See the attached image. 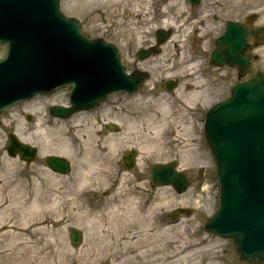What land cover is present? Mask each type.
I'll list each match as a JSON object with an SVG mask.
<instances>
[{
  "label": "rangeland",
  "instance_id": "obj_1",
  "mask_svg": "<svg viewBox=\"0 0 264 264\" xmlns=\"http://www.w3.org/2000/svg\"><path fill=\"white\" fill-rule=\"evenodd\" d=\"M148 1L62 0V10L81 21L86 35L117 44L130 66L139 46L156 42L158 28L175 31L161 53L144 61L151 75L140 93L118 92L94 110L52 120L47 107L66 102L64 89L0 114V185L10 183L0 200L13 211L5 225L0 214V264H12L15 244L4 239L11 232L22 234L19 256L29 244L48 253L45 264H255L240 259L232 239L204 227L220 191L204 122L209 108L248 77L234 67L212 65L214 41L228 20L256 14L255 23L264 24V0H203L197 7L188 0ZM253 52V65L264 70V46ZM5 53L0 45V57ZM170 79L177 81L172 92ZM11 133L38 147L35 159L8 154ZM130 149L138 151L131 169L122 159ZM51 154L71 160L72 172L61 175L47 167ZM169 161L191 180L185 193L150 186L151 167ZM176 209L191 215L164 222ZM27 214L34 223L45 221L43 231L28 232ZM72 227L84 234L78 246L70 240Z\"/></svg>",
  "mask_w": 264,
  "mask_h": 264
},
{
  "label": "water",
  "instance_id": "obj_2",
  "mask_svg": "<svg viewBox=\"0 0 264 264\" xmlns=\"http://www.w3.org/2000/svg\"><path fill=\"white\" fill-rule=\"evenodd\" d=\"M81 28L78 19L61 11L60 0H0V42L9 43L8 55L0 60V113L64 83L74 84V106L54 108L62 116L93 108L113 91L139 88L146 74L127 75L116 46L102 38H88ZM157 35L160 42L169 37L163 30ZM261 41L264 26L229 21L211 54L214 64L237 67L240 74L250 71L252 76L234 85L231 96L207 115L206 136L218 165L221 194L219 208L206 228L234 238L242 259L264 262V71L249 69L254 55L248 52ZM8 150L28 160L36 154L35 147L13 133ZM134 155H125L129 167ZM46 161L55 171L70 170L65 158L48 156ZM176 166V162L158 165L153 176L162 184L171 181L183 192L189 181ZM70 232L77 244L80 231Z\"/></svg>",
  "mask_w": 264,
  "mask_h": 264
},
{
  "label": "bare ground",
  "instance_id": "obj_3",
  "mask_svg": "<svg viewBox=\"0 0 264 264\" xmlns=\"http://www.w3.org/2000/svg\"><path fill=\"white\" fill-rule=\"evenodd\" d=\"M148 2H150V4H151V1L150 0ZM150 4H149V7H150ZM147 6H148V4H146V8H147ZM149 7H148V9H149ZM169 42H171V41H169ZM9 184L10 183H8L6 181L5 183H3V184L0 185V196H3L5 194L6 187ZM0 214L2 216L1 218L4 220L3 225L8 224L7 221L9 219H11V217L13 216L12 209L9 206H6L5 201L2 200V199L0 200ZM42 217L44 218L45 215L44 216H41V218ZM26 218L28 220V222H27L28 225H27V228L26 229L32 235H36L37 232H41L45 228L44 226L41 225L45 221L39 220V222H35L34 223L33 222L34 220L31 219L33 217H29L28 214H27ZM9 222H11V221H9ZM11 226L12 227H15L14 224H12ZM8 238H12L11 241H12V243L15 244L13 246V252H12V254H10V256L8 255L9 256V260H10V262L12 264H45L46 263V259H47L46 257L48 256V253L45 252L44 249H37V247H35V246L33 247V246H30L29 244H25V246H23V248L20 251V254H21L20 256L15 252L16 250H19L20 249V244H23V242L20 241L21 238H22V234H20L19 232H16V233L15 232L4 233V239H8ZM185 249H187V248H183V249H181V251H183ZM193 253L194 252L192 251L190 253V255L192 256Z\"/></svg>",
  "mask_w": 264,
  "mask_h": 264
},
{
  "label": "flooded vegetation",
  "instance_id": "obj_4",
  "mask_svg": "<svg viewBox=\"0 0 264 264\" xmlns=\"http://www.w3.org/2000/svg\"><path fill=\"white\" fill-rule=\"evenodd\" d=\"M146 46H149V45H146ZM134 57H133V64L130 66L129 65V63L126 61V59L125 58H123V62H124V64L127 66V69H129L130 71H135V70H137V69H140V68H143V63H144V61L146 60H139V58L137 57V50H136V52L134 51ZM130 66V67H129ZM143 69H145V68H143ZM162 84H163V82H161ZM28 118H29V116H28ZM149 183H150V186L151 187H155L156 186V184L154 183V181H152V179L151 180H149ZM148 197H147V200H146V203H145V207L146 206H149V204H150V197H152V192H148ZM149 202V203H148ZM147 208V207H146Z\"/></svg>",
  "mask_w": 264,
  "mask_h": 264
}]
</instances>
